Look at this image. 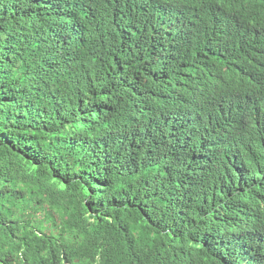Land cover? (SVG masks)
Masks as SVG:
<instances>
[{
  "label": "trees",
  "instance_id": "trees-1",
  "mask_svg": "<svg viewBox=\"0 0 264 264\" xmlns=\"http://www.w3.org/2000/svg\"><path fill=\"white\" fill-rule=\"evenodd\" d=\"M0 264H264V0H0Z\"/></svg>",
  "mask_w": 264,
  "mask_h": 264
}]
</instances>
